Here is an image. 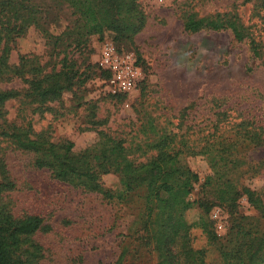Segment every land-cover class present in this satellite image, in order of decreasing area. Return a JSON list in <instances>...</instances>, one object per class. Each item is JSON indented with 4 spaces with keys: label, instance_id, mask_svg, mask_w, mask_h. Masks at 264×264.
Here are the masks:
<instances>
[{
    "label": "rangeland",
    "instance_id": "1",
    "mask_svg": "<svg viewBox=\"0 0 264 264\" xmlns=\"http://www.w3.org/2000/svg\"><path fill=\"white\" fill-rule=\"evenodd\" d=\"M137 5L144 26L122 37L112 30L84 35L67 0H0V90L17 94L0 105V134L72 142L78 152L93 147L102 131L121 141L139 163L154 154L147 144L174 133L181 162L201 180L190 195L195 201L208 193L200 185L211 170L198 152L212 141L214 124L246 119L263 129V143L238 149L244 161L240 182L264 201V0H137ZM216 14L237 16L260 54L228 29L192 32L186 27L190 18ZM106 43L131 56L139 71L135 88L126 94L110 93V75L99 66ZM56 80L70 84V90L57 99L35 95L38 81L47 87ZM182 138L195 150L186 151ZM15 144L0 136V183L7 176L14 186L2 203L15 217L37 215L48 227L33 237L42 247L41 264H156L155 254L138 240L136 193L112 201L61 182L50 170L35 167L34 153ZM99 183L106 191L120 189L112 173L101 175ZM203 215L195 205L185 218L194 223ZM260 217L244 197L234 211L214 205L208 215L222 242L231 228L259 225ZM192 236L193 247L206 249L207 262L216 263L217 252L201 231L192 230Z\"/></svg>",
    "mask_w": 264,
    "mask_h": 264
},
{
    "label": "trees",
    "instance_id": "2",
    "mask_svg": "<svg viewBox=\"0 0 264 264\" xmlns=\"http://www.w3.org/2000/svg\"><path fill=\"white\" fill-rule=\"evenodd\" d=\"M67 2L78 15L80 31L84 35H101L105 30H112L122 37H131L144 26L145 16L138 8L137 0ZM186 27L192 32L202 28L228 29L236 40H248L255 56L260 54L258 42L250 36L237 16L216 14L206 19L190 18ZM2 73L0 68V82ZM33 90L42 100L57 99L63 91L70 90V84L66 86L56 80L43 87L38 81ZM16 95L14 91L0 90V105ZM228 125H231L230 130L226 129ZM262 130L252 127L246 119L237 123L214 124L212 141L203 144L198 152L206 157L211 170L200 185L208 193L202 200L195 201L190 200V195L201 180L197 173L181 162L179 155L182 151L174 144V133L162 134L147 144L146 148L154 154L139 163L130 158L121 141L102 131L97 133L99 139L93 147L78 152L73 151L72 142L54 144L41 138L31 139L19 132H3L0 136H9L17 148L34 153L35 167L50 170L61 182L102 194L112 201L126 200L128 195L136 193L140 200L134 223L138 226V240L155 254L156 264H213L207 262L206 249L193 247L194 229H199L207 244L217 252L218 261L214 264H264V201L259 193L241 184L244 161L236 155L243 146H261ZM181 143L186 151L195 150L183 138ZM109 173L119 179L120 189L117 191L103 190L99 183L100 176ZM13 187L8 177L4 176L0 183V264H41L42 247L33 237L48 227L37 215L15 217L9 206L2 203L3 194ZM210 197L217 204L212 203ZM241 197L246 198L247 203L261 214L259 220L263 223L259 221V225L249 227L238 224L230 229L228 238L222 242L208 218L210 208L219 205L232 212ZM195 205L204 215L197 222L188 223L185 213Z\"/></svg>",
    "mask_w": 264,
    "mask_h": 264
},
{
    "label": "built area",
    "instance_id": "3",
    "mask_svg": "<svg viewBox=\"0 0 264 264\" xmlns=\"http://www.w3.org/2000/svg\"><path fill=\"white\" fill-rule=\"evenodd\" d=\"M98 63L110 75V93L126 94L135 88L139 71L131 56L119 55L112 44L106 43L101 49Z\"/></svg>",
    "mask_w": 264,
    "mask_h": 264
}]
</instances>
